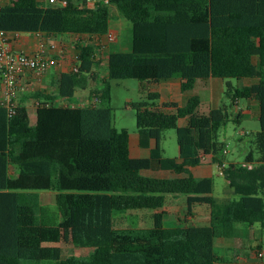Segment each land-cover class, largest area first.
I'll list each match as a JSON object with an SVG mask.
<instances>
[{
  "label": "trees",
  "instance_id": "16d2710c",
  "mask_svg": "<svg viewBox=\"0 0 264 264\" xmlns=\"http://www.w3.org/2000/svg\"><path fill=\"white\" fill-rule=\"evenodd\" d=\"M118 18L128 22L121 32L112 27ZM0 29L78 37L77 69L52 79L66 105L42 91L22 94L14 112L0 104V264H264L215 249L216 238L235 237L238 222H261L264 229V0H109L84 8L9 0ZM110 31L114 40L106 38ZM102 46L106 75L97 57ZM211 76L227 80V101L207 113L198 95L184 105L159 103L158 91L144 89L145 98L127 103L136 111L140 146L150 148L148 156H133L129 130L113 125L110 80L180 77L189 92ZM243 78L252 82H230ZM93 83L87 100L98 103L80 105L85 97L77 90ZM28 98L40 101L34 121ZM240 98H255L259 107L253 141L260 157L250 151L244 161L252 168L227 161L219 139L229 119L241 120L234 111ZM172 128L179 156L161 146ZM202 154L226 164L227 197L214 196L212 177L192 173ZM158 170L178 176L145 173ZM48 189L56 190L57 209L41 200ZM179 198L189 214L202 211L208 222L169 225L166 216ZM132 216L147 223L124 224ZM57 243L92 251L63 257Z\"/></svg>",
  "mask_w": 264,
  "mask_h": 264
},
{
  "label": "rangeland",
  "instance_id": "374dc122",
  "mask_svg": "<svg viewBox=\"0 0 264 264\" xmlns=\"http://www.w3.org/2000/svg\"><path fill=\"white\" fill-rule=\"evenodd\" d=\"M127 21L123 18H118L117 24L122 25L120 32L123 29ZM128 23V22H127ZM56 40L61 43V48L63 49L62 54L55 55L54 57H63L64 54L71 59H74L76 51H78L75 41L78 37L74 35H60ZM110 42V41H108ZM106 46H102L99 49V58L102 61L100 70L105 73V65L107 60L102 59V55L106 53ZM58 67V66H57ZM56 67L52 68L44 77L43 87L50 90V72ZM234 83H237V79H232ZM111 101L110 105L112 107L113 114V125L117 129L127 128L130 132L131 148L133 154L137 156H146V150L140 146L138 143L139 130L137 125L136 111L134 108L129 106L127 103L129 101H137L145 98L146 92L144 89H153V82L142 81L137 78H125V79H111ZM40 84V82H39ZM28 86L36 88L38 84L34 82L28 83ZM26 91L22 90L21 95ZM87 91L86 93H88ZM30 93V91H28ZM23 96V95H22ZM59 104L63 101L57 100ZM242 104H246V99H242ZM99 105H104L99 102ZM206 111L203 106L201 108ZM30 114L35 120V106L32 104L30 106ZM183 123V121H182ZM260 129V122L256 114L244 113L243 117L239 122L234 119H229V121L221 127L219 133V139L224 142L226 148V159L232 160L236 163H243L246 156L250 151L254 152L255 159L260 157V153L257 149L255 142L253 141V134ZM161 146L165 149V155L167 156H178L179 155V144L177 140V133L175 129H167L163 132L161 138ZM214 196L219 199L227 197L230 193V187L227 182L226 177L220 173V167L218 164L214 166ZM11 174L15 175V170L11 169ZM168 176L169 174H165ZM41 200L43 203L57 209L56 206V190L48 189L41 191ZM178 205L172 206V210L167 217V223L169 225L178 224H205L208 222V215L202 211H194L192 213L187 212V207L184 205V200L181 198L177 199ZM139 216H132L129 220H126L124 224L133 222L134 224L147 223L146 217L141 216L143 219L139 220ZM131 221V222H130ZM50 245H55L51 244ZM62 247L63 257L69 255H87L92 251V247H79L73 244L67 243H57ZM215 249L224 256H231L233 253H237L241 256V259L245 261L256 259L257 261H264V256H257L258 251L264 252V229L262 228L261 222H256L252 225H247L245 223H236V234L233 238H216ZM26 262V261H25ZM46 260L28 262L29 264H44Z\"/></svg>",
  "mask_w": 264,
  "mask_h": 264
},
{
  "label": "crops",
  "instance_id": "0c3cea01",
  "mask_svg": "<svg viewBox=\"0 0 264 264\" xmlns=\"http://www.w3.org/2000/svg\"><path fill=\"white\" fill-rule=\"evenodd\" d=\"M123 25V24H122ZM122 25H118L117 21L113 22V29H116L117 32L120 31V28L122 27ZM62 36V35H69V34H51L48 35L49 38H57L58 36ZM38 42V38L34 35H31L30 37H28V39L26 38L25 40H20L15 44V48L19 49V50H25V51H31L33 49H35L36 45ZM76 42V41H75ZM77 52V51H76ZM99 56V54H98ZM97 56V57H98ZM102 59L107 60V56L108 53H104L102 55ZM72 57V56H70ZM70 57H67L65 54L63 56V61L61 63V65H59L58 67H56L53 71L50 72V82H51V88L50 90H47L46 87H43V83L39 82L35 79L36 74L35 72H27V74L25 76H23V83L26 86V91L23 93L24 94H31L35 91H42L44 93L47 94H53V95H57V97L55 98L56 100H60L63 101V103H67L65 99L61 98L60 96H58V90L55 88V86L52 84V79L55 78L56 76H58L61 72L63 71H69L71 70L72 66L75 64V60L71 59ZM99 58V57H98ZM102 64V61H101ZM101 67V65H100ZM107 68V62L105 65V69ZM102 75H106V71ZM46 77V76H45ZM44 81V80H43ZM42 81V82H43ZM30 82H34L36 84H38V86H36V88L33 89V87L28 86V83ZM230 82L238 87H241L245 84H249L252 82V79L249 78H243V79H237V83H234L232 81V79L230 80ZM226 83L227 80H224L222 78H218V77H208V78H201L198 79L194 88L192 90H190L189 92H183L181 90V78L180 77H173L167 80H162L160 82H153V91H158L160 93V99H159V103H162L163 101H168V100H173L178 102L180 105H184L188 98L192 95H198L201 99V104H200V111L201 112H205L207 113L211 108H215V107H219L221 106L225 101H227L226 98V94H225V90H226ZM95 83H93L89 88L87 89H78L76 92L77 97H85V100L80 102V105H86V104H97L98 100L93 99V100H87L88 96L90 95L91 89L93 87H95ZM28 91H30V93H28ZM87 91H89L88 93H86ZM21 97V94H20ZM245 99V98H243ZM34 98H28L25 100V103L27 105V107L30 110V106L33 104L35 106V111H36V105L34 103ZM206 108V111H203L201 108L202 107ZM234 111L235 113L238 112H242V114L244 113H251V114H256L258 116L259 114V107H258V102L255 98H246V104H242V99H238L235 107H234ZM243 117V116H242ZM241 117V118H242ZM183 121V123H182ZM187 123L186 119H181L179 121V124L181 125H185ZM131 141V139H130ZM138 143H139V139H138ZM155 144V142H153V145ZM143 148V147H142ZM146 150L145 155L148 156L150 154V148H144ZM131 152H132V148H131ZM180 152V151H179ZM164 153H165V149H164ZM133 156H137L135 154H133ZM179 156V155H178ZM210 159H211V155ZM140 157V156H138ZM212 161V159H211ZM227 161H231L234 162L232 160H227ZM214 166L215 164L208 161V162H203L200 165L194 166L191 168L192 173L196 176V177H212L214 179ZM148 175H154V176H158V177H176L178 176L176 173L170 171V170H158V171H146L145 172ZM169 174L168 176H166L165 174ZM228 182V180H227ZM214 189H215V183H214ZM178 203H176L174 206H177ZM196 212V211H195Z\"/></svg>",
  "mask_w": 264,
  "mask_h": 264
},
{
  "label": "built area",
  "instance_id": "2783aa9c",
  "mask_svg": "<svg viewBox=\"0 0 264 264\" xmlns=\"http://www.w3.org/2000/svg\"><path fill=\"white\" fill-rule=\"evenodd\" d=\"M9 0H0V10ZM109 0H46L47 3L67 6L73 5L78 8H84L88 5H93L96 3H107ZM34 35L38 38L37 45L35 49L31 51L19 50L15 48V44L20 40H25L26 38ZM116 33L110 31L107 34L108 40H114ZM63 49L61 48V43L55 38H49L48 34L45 32H20V31H7L0 29V104L7 107L10 112H14L18 105V100L22 90L26 89L23 83V76L29 71H33L36 74L35 79L38 82L44 80L45 75L54 67L61 65L63 57H54L56 54H62ZM74 57L75 64L71 69H77L76 57ZM238 100V99H237ZM236 100V102H237ZM37 107L40 101L38 99L34 100ZM56 104H59L55 101ZM67 103H61V105H66ZM226 151V149H225ZM202 162H212L209 155H201ZM220 173L225 175L224 166L226 164H219ZM244 165L252 168L254 166L253 162L243 163ZM257 256H264L263 251H258Z\"/></svg>",
  "mask_w": 264,
  "mask_h": 264
}]
</instances>
